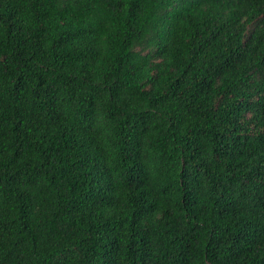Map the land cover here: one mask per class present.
<instances>
[{
    "label": "trees",
    "instance_id": "trees-1",
    "mask_svg": "<svg viewBox=\"0 0 264 264\" xmlns=\"http://www.w3.org/2000/svg\"><path fill=\"white\" fill-rule=\"evenodd\" d=\"M0 264H264V0H0Z\"/></svg>",
    "mask_w": 264,
    "mask_h": 264
}]
</instances>
